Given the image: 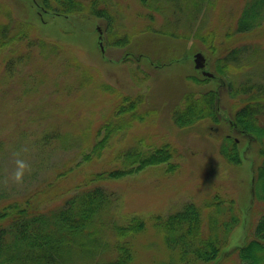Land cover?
<instances>
[{"label": "trees", "instance_id": "trees-1", "mask_svg": "<svg viewBox=\"0 0 264 264\" xmlns=\"http://www.w3.org/2000/svg\"><path fill=\"white\" fill-rule=\"evenodd\" d=\"M28 2L27 5L22 1L34 15H90L104 19L106 46L122 47L130 41L128 32L116 31L117 24L107 0ZM138 2L149 9L150 13L145 15L150 20L151 11L167 14L162 30L150 29L151 26L149 30L159 35V39L165 36L174 40L171 42L174 50L166 59H153L143 53L133 56L125 51L120 60L146 57L155 67L179 66L186 59V54L180 53L184 52L186 38H198L206 45L211 55L205 62L210 61L212 76L185 75V80L198 88L185 90L181 100L172 106L171 122L178 128L202 122L217 125L226 122L238 140L229 134H215V138L221 137L219 154L223 160L238 165L250 152L258 157L250 160L252 175L247 215L256 202L261 205L259 215L246 227V213L235 207L233 199L214 194L203 204L188 200L178 208L157 213L151 223L135 214L119 222L115 215L117 196L106 189L102 181L119 179L160 164L166 172L178 168L173 161L175 149L171 143L153 146L142 144L143 140L138 139V143L113 154L110 162L115 165L112 168L99 170L74 184L70 193V188L65 187L57 203L43 204L44 189L6 200V193L0 189V264H141L143 261L138 258L140 254L136 253L134 242L148 226L162 239L168 252L163 264H222L232 255H236L239 264H264V0H243L232 15L225 18L224 23L228 21V24L224 41L217 46L208 40L214 32L201 30L204 14L212 5L210 0ZM179 13L184 16L176 17ZM198 14H202L201 25L193 28ZM9 15L10 12H6L1 16L5 18L0 19V156L7 152L4 142L13 133H18L25 141L23 150H35L57 145L66 148L68 141L76 144L79 138L71 133L75 132L88 142L81 150L80 160L75 162L78 165L99 158L116 133L123 131L124 134L132 123L143 119L144 112H137L141 99L124 94L109 119L91 128V118L83 115L84 87L94 80L91 67L79 63L70 55V50L67 49L69 54H66L64 45L39 34L30 21L32 18L13 20ZM38 19L42 20L37 17L38 22ZM48 19L39 23L43 25ZM143 34L146 33L143 31ZM101 38L105 40L104 33L100 41ZM97 46L100 56L109 60L104 45ZM68 60L77 67L72 73H69V63L64 65ZM55 64L56 72L53 71ZM235 70H239V74L245 70V75L238 79ZM70 79L75 83L69 84ZM51 82L57 85L56 92L63 89L69 101L73 99L69 112L63 106H56L59 99L52 97L55 93L51 96L45 92V85ZM222 89L234 99L233 111L224 109ZM16 105L19 106L13 109ZM64 170L57 172L58 177L65 175ZM241 224L245 228L242 240L231 246L230 234Z\"/></svg>", "mask_w": 264, "mask_h": 264}, {"label": "rangeland", "instance_id": "rangeland-1", "mask_svg": "<svg viewBox=\"0 0 264 264\" xmlns=\"http://www.w3.org/2000/svg\"><path fill=\"white\" fill-rule=\"evenodd\" d=\"M22 1L29 4L28 0H0V17L10 12L9 16L13 20L32 18L30 21L34 23L35 28L37 27L35 30L39 34L64 45L66 54H69L68 50H70V55L75 56L79 63L91 67L90 71L93 73L94 80L88 83L83 91L86 92L83 115L91 118V128L109 119L110 113L114 111L124 94L136 95L141 99L137 112H144V117L132 123L124 134L123 131L116 133L99 158L88 162L82 161L78 165L75 162L80 160L81 150L88 144L84 136L71 132L79 138L76 144H69L68 141L66 148H60L57 145L46 147V149L38 148L35 151L33 148L23 150L25 141L19 138L18 133L11 134L13 136L4 142L7 152L0 156V189L6 193L7 197L4 200L19 198L44 189L45 192L41 194L44 198L43 204L57 203L65 187L70 188V193L73 191L74 184L81 183L99 170L112 168L115 163L110 160L115 152H122L129 145L138 143V139H142V144L153 146L163 142L171 143L175 149L173 161L178 164V168L174 172H166L164 165L160 164L146 167L119 179L102 181V185L117 196L115 215L119 222L135 214L151 223L153 215L157 213H166L170 209L178 208L181 203L188 200L203 204L214 194L233 199L235 207L246 213L244 214L246 227L257 218L261 205L254 203L248 215L247 208L250 204L249 181L252 175L250 160L253 161L258 157L250 152L238 165L229 164L223 160L219 154L221 137L215 138V134L223 136L229 134L238 138L224 121L218 125L202 122L187 128L175 127L171 122L172 106L181 100L185 90L198 88V85L185 80V75L200 76L202 74L201 71L194 69L193 54L201 52L205 58L211 55L200 39L194 37L185 39L184 52L180 53L186 54V59L179 66L172 64L155 67L146 57L135 60L131 56V59L122 61L120 58L125 51L133 56L139 53L149 54L153 59L161 57L166 59L169 56L174 50L171 43L174 40L165 36H160L161 39H159L157 38L159 35L149 30L150 26V29L162 30L167 17L165 12L151 11L153 18L150 20L145 15L150 13L149 9L143 7L138 0H107L110 10L112 9L114 23L117 24L116 31L128 32L130 37L127 45L114 47L105 45L107 39L104 19L90 15L81 17L44 15L43 17V15H34V11L24 6ZM242 1L210 0L212 5L204 14L205 19L201 30L214 32V36L208 39L214 46L224 41V32L228 24V21L224 23L225 18L230 17ZM183 16L179 13L176 17ZM37 17L42 19H38L39 22H45L47 18L49 22L41 25L36 20ZM201 18L202 14H198L193 28L201 25L199 23ZM180 28L182 29L183 26ZM143 31L147 35L143 34ZM103 33L105 40L101 38L100 41ZM259 40L261 41V38ZM97 45H104V52L109 60L100 56ZM67 63H69V73L74 72L73 68L77 69L71 61L68 60L64 65L67 66ZM204 69L210 73L213 71L210 61L206 60ZM57 70L58 67L55 64L53 71ZM245 70L240 74L239 70H235L236 77L242 78ZM62 71L63 67L60 69V72ZM71 79L69 84L74 82ZM56 86L51 82L45 85L44 90L51 96L55 93L52 97L59 99L56 106H63V109L69 112L73 99L69 101V95H65L63 89L56 92ZM233 102L234 99H231L222 89L221 103L226 112L234 110L231 107ZM18 106H14L13 109ZM242 144L243 141L240 142L239 147ZM17 159H23L29 165L20 182L13 179ZM60 170L65 172L62 178L58 177L57 172ZM244 230L241 224L231 232L229 237L231 246L242 240ZM134 245L136 253L142 255V257L138 255V258L143 261L141 264H163L162 260L167 257L168 252L164 248L162 239L150 226L137 238ZM222 264H239V261L236 255H232Z\"/></svg>", "mask_w": 264, "mask_h": 264}, {"label": "clouds", "instance_id": "clouds-1", "mask_svg": "<svg viewBox=\"0 0 264 264\" xmlns=\"http://www.w3.org/2000/svg\"><path fill=\"white\" fill-rule=\"evenodd\" d=\"M16 165H17V167L15 168V170L13 172V179L16 182H20V181H22L25 170L29 167V165L23 159H17Z\"/></svg>", "mask_w": 264, "mask_h": 264}, {"label": "water", "instance_id": "water-1", "mask_svg": "<svg viewBox=\"0 0 264 264\" xmlns=\"http://www.w3.org/2000/svg\"><path fill=\"white\" fill-rule=\"evenodd\" d=\"M193 63H194V67L201 69L202 74L207 75V76H212V73L206 71L204 69L205 66V57L203 56V54L201 52H195L193 54Z\"/></svg>", "mask_w": 264, "mask_h": 264}]
</instances>
